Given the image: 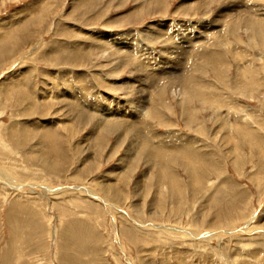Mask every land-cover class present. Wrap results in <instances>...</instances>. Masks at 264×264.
<instances>
[{
    "label": "rangeland",
    "instance_id": "1",
    "mask_svg": "<svg viewBox=\"0 0 264 264\" xmlns=\"http://www.w3.org/2000/svg\"><path fill=\"white\" fill-rule=\"evenodd\" d=\"M193 1L0 0V264H264V23Z\"/></svg>",
    "mask_w": 264,
    "mask_h": 264
},
{
    "label": "bare ground",
    "instance_id": "2",
    "mask_svg": "<svg viewBox=\"0 0 264 264\" xmlns=\"http://www.w3.org/2000/svg\"><path fill=\"white\" fill-rule=\"evenodd\" d=\"M222 1L224 0H194L192 3L189 4V6H193L194 9H203V7L205 9H208V7L211 5V4H219V3H222ZM226 1V0H225ZM233 2L232 7H227L226 6V2H225V5L224 6H221L218 8L219 10V13L216 15V18H218L215 22H210L208 21L206 23L207 26H210L211 25V29L214 27V28H219L220 26L216 27V26H213L215 23H220L221 21L225 20L228 16L231 17L232 19L230 20V22L227 23L226 25V29H228L230 32L234 33L235 31H237L238 29H244V30H247V31H255L257 26L259 25V22L258 21H261L262 23H264V18L262 16H264V13L262 12V10H260L256 4V1L255 0H231ZM244 1V4L242 5ZM187 2V1H186ZM163 3V0H156V4L157 5H160ZM190 8V7H189ZM255 8H258V9H255ZM188 9V8H187ZM255 9V10H254ZM223 12V13H222ZM233 13V14H232ZM248 14V15H247ZM236 16V18H233V16ZM213 18V17H212ZM257 18H259L260 20H256ZM241 25V26H240ZM245 25V26H244ZM254 25H257V26H254ZM254 26V27H253ZM210 29V30H211ZM240 29V30H241ZM25 30V29H23ZM165 33H166V36L164 38H162V41L164 42V44H167L166 42H176V40H179L180 37H181V41L184 42L187 40V44L189 45V47H185V50H186V53H189L191 57H198V49H195V46L196 44L198 45H203L204 43L202 42H199L198 40H194L190 37L189 33H184L183 35H181L180 37L177 36V35H173L169 26H164L163 29H162ZM185 30V29H184ZM238 30V31H240ZM208 31V29H207ZM209 35H210V38H209ZM208 35V39L206 41H213V40H222L225 38L226 36V33L225 31H216V34H214V31H211ZM10 33H8V35H6L4 37V39H8L10 37ZM263 39H264V34L262 35ZM157 38V37H156ZM180 41V42H181ZM128 46H125V45H122L120 47H118L116 50H115V53L112 54L113 55H119L121 54L123 57H135V54H134V51H127L128 50ZM9 49V48H8ZM125 51H123V50ZM194 49V50H193ZM14 50H9L8 53H5L4 55L6 54H9L10 52H13ZM243 53V52H242ZM3 54V53H2ZM2 54H0V61H1V58H2ZM201 54H203V60H206L207 62H209L211 60V57L208 56V54H206L205 52H202ZM243 60V58H242ZM159 66V65H158ZM218 68V67H217ZM158 69V68H157ZM156 71V70H154ZM158 71V70H157ZM173 73V72H172ZM159 74V77L167 74V71L165 73H162L163 75H161L160 73ZM171 74V73H170ZM189 73L188 74H184L182 72V74H179L177 73V79H174V81H172L171 85H179L181 86L182 83H186L188 81H191V78L188 79L186 78V76L188 77ZM173 76V75H172ZM175 76V75H174ZM173 76V77H174ZM164 78V77H163ZM170 78V77H169ZM172 78V77H171ZM166 79V77H165ZM157 80V79H155ZM179 82H177V81ZM168 87L165 86V88H162L161 91H165L167 90ZM170 88V87H169ZM178 89V88H177ZM187 88H185L184 86L179 90V94L177 95L178 96V101H182V103H184V100L186 99L185 97V90ZM178 92V91H177ZM163 93H161L162 95ZM149 96V95H148ZM150 97V96H149ZM177 98V97H176ZM148 100V99H147ZM77 102V105L76 107H78L80 110H82V107H81V102L79 100L76 99ZM137 111V110H136ZM144 112V111H143ZM152 112V111H151ZM149 114V113H148ZM107 115V116H106ZM117 114L112 112L110 110V108H108V106H106V108L103 110L102 112V117H106L107 119H110L112 118L113 120H110V121H116V120H119V117L116 116ZM118 117V118H117ZM134 117V116H133ZM133 117H130L128 116L127 118H133ZM109 121V120H108ZM138 122V121H137ZM140 125V124H139ZM49 127H51V125L49 124L48 125ZM121 128H123V130L125 132H129V131H133L135 133V137H139V135H137L138 131H139V134L141 133L140 130H136L134 125H131V124H127V125H120ZM51 128H48V131L47 133L45 134V137H43L44 139L46 138V136H51L50 138H48V140H53V132H55V130H50ZM137 135V136H136ZM141 135V134H140ZM146 135V134H145ZM144 138H146L144 136ZM55 141V140H54ZM56 142V141H55ZM51 145V148L53 149L52 151L54 152V156H59V154L57 153V150H56V147L53 146L54 143H49ZM150 144V145H149ZM153 146L151 145L150 141L149 142H144L142 140V143H141V148L147 153L148 156H150V158H160L163 156V154L161 153L162 151L165 152L163 149L162 151L160 152V148L162 147H153V149H150L152 148ZM159 151V152H158ZM165 156V155H164ZM163 158V157H162ZM57 160V159H56ZM157 160V159H156ZM44 164H46L48 167H50L51 169H56L59 167V163H58V160L55 162V161H47L45 162ZM166 166H167V163H166ZM193 166V164H192ZM164 167V166H163ZM187 167V166H186ZM171 168V167H170ZM195 178L197 179L196 175H195ZM195 180V179H194ZM200 180V179H199ZM198 182V179L196 181V183ZM171 186V185H170ZM116 189V188H115ZM116 195V194H115ZM117 197H120V195H116ZM118 200V199H117Z\"/></svg>",
    "mask_w": 264,
    "mask_h": 264
}]
</instances>
